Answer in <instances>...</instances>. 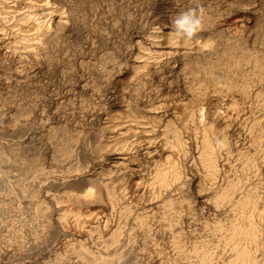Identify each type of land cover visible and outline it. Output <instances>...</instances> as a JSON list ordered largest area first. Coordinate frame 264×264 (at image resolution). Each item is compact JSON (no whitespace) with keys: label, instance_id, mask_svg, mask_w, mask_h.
Wrapping results in <instances>:
<instances>
[{"label":"rangeland","instance_id":"374dc122","mask_svg":"<svg viewBox=\"0 0 264 264\" xmlns=\"http://www.w3.org/2000/svg\"><path fill=\"white\" fill-rule=\"evenodd\" d=\"M0 264H264V0H0Z\"/></svg>","mask_w":264,"mask_h":264},{"label":"clouds","instance_id":"9594fccd","mask_svg":"<svg viewBox=\"0 0 264 264\" xmlns=\"http://www.w3.org/2000/svg\"><path fill=\"white\" fill-rule=\"evenodd\" d=\"M203 13L201 7H190L172 18L170 34L175 38V43L192 42L198 38L204 30Z\"/></svg>","mask_w":264,"mask_h":264},{"label":"bare ground","instance_id":"6f19581e","mask_svg":"<svg viewBox=\"0 0 264 264\" xmlns=\"http://www.w3.org/2000/svg\"><path fill=\"white\" fill-rule=\"evenodd\" d=\"M209 161V160H208ZM212 167V166H211ZM243 228V227H242ZM240 229V228H239ZM245 229V228H244ZM246 231V230H245ZM240 233V232H239ZM245 233V232H244ZM246 235V234H245ZM247 235H248V233H247ZM251 236H253L252 234H251ZM242 251V250H241ZM248 252V251H247ZM240 253V252H239ZM249 256V255H248ZM241 257V256H240ZM238 258V257H237ZM249 261V260H248ZM253 261V260H252ZM251 262V261H250Z\"/></svg>","mask_w":264,"mask_h":264}]
</instances>
